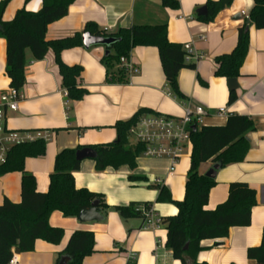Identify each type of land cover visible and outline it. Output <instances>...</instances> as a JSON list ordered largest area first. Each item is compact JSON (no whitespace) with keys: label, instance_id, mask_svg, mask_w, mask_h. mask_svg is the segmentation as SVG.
<instances>
[{"label":"crops","instance_id":"0c3cea01","mask_svg":"<svg viewBox=\"0 0 264 264\" xmlns=\"http://www.w3.org/2000/svg\"><path fill=\"white\" fill-rule=\"evenodd\" d=\"M177 1L178 8L171 10L163 7L161 0H76L66 17L47 27L46 39L72 37L83 32L87 23L106 33L132 26L165 24L170 43L189 44L193 51L189 64L195 63L194 71L183 69L178 73V88L184 100H177L169 91L155 47L132 50L130 60L138 72L127 75L122 83L109 82L106 78V69L101 62L106 53L104 47L85 49L79 46L64 50L62 63L82 67L78 87L86 94L79 102L68 100L62 89L52 51L41 61H34L31 53L26 51L23 98L16 112H8L6 127L14 132L50 135L45 142V156L25 160V170L36 178L37 192L46 193L53 160L59 152L67 148L113 143L116 139L115 123L130 120L140 110L179 119L186 103L198 105L207 113L201 125L204 127L225 126L231 114L250 118L255 129L246 134L250 149L245 161L229 164L216 172V184L205 210L214 211L225 202L231 183H242L256 192L257 206L252 210L251 223L246 228L232 227L224 240L202 241L204 250L199 254V262L255 264L247 259L246 251L260 245L264 229V31L248 24L250 43L239 70L240 77L236 79L237 100L228 104V80L214 75V60L230 53L236 46L238 30L248 21L253 0H234L209 23L198 20L197 15L200 8H206L208 0ZM42 3L43 0H31L28 4L25 0H10L2 14L3 21L13 20L15 13L22 8L36 12ZM6 49L5 40L0 38V95L9 89L5 76ZM222 108L225 114H219ZM191 148L192 145L185 148L188 153L183 151L171 174L168 173L171 164L168 158L139 156L135 171L120 167L99 172L93 160L83 159L80 170L73 174L76 189L103 195L109 209L101 211L100 222L84 224L77 218L52 213L48 224L63 230L61 243L50 245L36 240L33 252L18 255L20 264H56L58 253L64 250L69 236L76 231H90L94 235V252L85 257L83 264H180L165 247L164 226L144 230L141 219L123 220L114 208L151 203L155 217L175 216V206L156 203L158 191L154 187H166L172 200L181 202ZM212 167L209 161L201 165L199 172L205 175ZM132 175L145 178V181L130 182ZM20 183L19 173L1 176L0 205L4 198L14 204L21 201Z\"/></svg>","mask_w":264,"mask_h":264},{"label":"trees","instance_id":"16d2710c","mask_svg":"<svg viewBox=\"0 0 264 264\" xmlns=\"http://www.w3.org/2000/svg\"><path fill=\"white\" fill-rule=\"evenodd\" d=\"M31 0H25L28 4ZM76 0H43L42 7L36 12H27L24 8L17 11L13 20L3 21V12L10 0L0 2V38L6 42L5 76L9 88L21 91L25 80V53L29 51L34 61H41L49 51H52L54 63L58 68L62 89L66 91L68 100L79 102L86 91L78 87L82 72L80 66H68L61 61L64 50L82 46L83 34L113 39L114 42L105 48L101 62L106 69L109 82H125L127 74L120 67V58H127L135 48L145 46L155 47L161 62L166 84L172 95L178 100H184L178 88V73L183 69L194 71L196 65L189 64L185 57L186 51L180 44H172L167 38L165 24L157 26H132L106 33L96 25L87 23L83 32L72 37L48 41L47 27L62 20ZM234 0L207 1L206 17L198 20L209 23ZM161 5L171 10L178 8L177 0H161ZM253 9L248 20L257 30L264 31V0H253ZM237 43L234 49L226 55L215 57L216 77L238 79L239 70L246 59L249 48V25L238 30ZM228 104L237 100V92L229 90ZM154 114L149 110H140L128 121L115 123L116 139L111 144L97 146H82L76 149L62 150L54 158L53 170L49 177L46 193L36 190V178L25 170V160L42 158L46 153V145L42 140L16 145L5 156L0 164V178L6 174L21 175V201L14 204L4 198L0 205V264H8L12 253L18 255L33 252L35 241L41 240L50 245H59L64 233L60 228L49 226L52 213L59 212L64 218H77L84 210H90L92 203L97 202V209L105 212L109 207L101 194H95L87 189L77 190L73 174L80 170L82 161L76 160V154L82 149H90L94 157L97 172L107 168L118 169L127 167L130 171L137 168L136 160L145 150L142 144L129 141L128 132L137 120L146 115ZM196 127V131L192 128ZM255 124L246 116L231 114L222 127L192 126L189 128V138L192 144L190 165L184 185V198L175 202L170 191L164 186H155L158 191L156 203L170 204L176 207L177 214L160 218L166 231L165 247L171 252L173 259L180 264H206L199 262V254L204 250L202 241L224 240L228 238L232 227L246 228L250 225L252 210L257 206L256 192L242 183H231L228 195L222 204L214 211H207L209 194L216 184L215 178L208 179L199 172L201 165L211 162L220 169L229 164L245 161L250 149V140L246 134L254 131ZM130 182L145 181L140 176L129 177ZM152 204L132 203L128 206H116L123 220H144L145 212L152 209ZM262 240L258 247L248 248L247 259L255 264H264V229ZM63 251L58 253L57 262L67 261V264H83L85 257L94 252V235L90 231H76L68 238ZM217 245V243H216Z\"/></svg>","mask_w":264,"mask_h":264},{"label":"built area","instance_id":"2783aa9c","mask_svg":"<svg viewBox=\"0 0 264 264\" xmlns=\"http://www.w3.org/2000/svg\"><path fill=\"white\" fill-rule=\"evenodd\" d=\"M248 22H250L248 20ZM186 51V61L189 63L193 56V51L189 44L184 46ZM131 54V53H130ZM130 54L127 58H120V67L127 75L136 74L137 66L130 60ZM66 94V93H65ZM23 96L21 91L9 88L0 95V164L3 163L6 154L16 145L31 143L35 140L47 142L50 135L47 133H21L14 132L6 127L8 112H16ZM182 117L173 118L166 115L146 114L140 117L132 125L128 132L130 142L142 144L145 150L140 156L144 158H168L171 161L168 173L174 171L175 166L180 160V156L186 147H190L189 128L192 126H201L204 117L207 116L206 110L201 106H192L186 103ZM225 109L219 110V114H225ZM144 230L159 229L163 226L160 219L153 215V210L145 212L142 223ZM8 264H20L17 253H12Z\"/></svg>","mask_w":264,"mask_h":264},{"label":"water","instance_id":"95a60500","mask_svg":"<svg viewBox=\"0 0 264 264\" xmlns=\"http://www.w3.org/2000/svg\"><path fill=\"white\" fill-rule=\"evenodd\" d=\"M197 15L199 17H206L207 16V10L206 8L202 7L197 11ZM239 16H237L238 18ZM247 24H250V22L247 21ZM82 46H84L85 49H90L95 46H102V47H109L112 45L114 40L111 39H105L100 36H90L89 34H83L81 37ZM228 86L229 89H237V80L236 79H229L228 80ZM193 131H196V127L192 128ZM94 154L90 149H82V151L78 152L76 154V160L82 161L83 159H90L93 158ZM217 165H213L211 169H209L205 177L208 179H214L217 175ZM78 221L82 224L89 223V222H100L102 220L101 211L97 209V202L92 203L90 210H84L81 212L78 217ZM59 264H67V261L62 260Z\"/></svg>","mask_w":264,"mask_h":264},{"label":"rangeland","instance_id":"374dc122","mask_svg":"<svg viewBox=\"0 0 264 264\" xmlns=\"http://www.w3.org/2000/svg\"><path fill=\"white\" fill-rule=\"evenodd\" d=\"M184 152H185V153H188V150L186 149Z\"/></svg>","mask_w":264,"mask_h":264}]
</instances>
